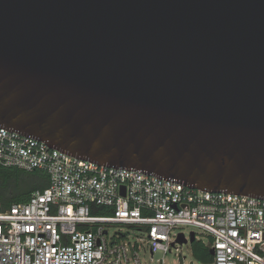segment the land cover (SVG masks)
Returning <instances> with one entry per match:
<instances>
[{
    "label": "water",
    "instance_id": "1",
    "mask_svg": "<svg viewBox=\"0 0 264 264\" xmlns=\"http://www.w3.org/2000/svg\"><path fill=\"white\" fill-rule=\"evenodd\" d=\"M0 127L264 198V0H0Z\"/></svg>",
    "mask_w": 264,
    "mask_h": 264
},
{
    "label": "built area",
    "instance_id": "2",
    "mask_svg": "<svg viewBox=\"0 0 264 264\" xmlns=\"http://www.w3.org/2000/svg\"><path fill=\"white\" fill-rule=\"evenodd\" d=\"M0 165L50 180L25 202L0 203V264H143L142 252L153 261L156 252L179 251L185 229L209 239L211 264H264V198L100 165L2 127ZM103 206L113 213L92 212Z\"/></svg>",
    "mask_w": 264,
    "mask_h": 264
},
{
    "label": "trees",
    "instance_id": "3",
    "mask_svg": "<svg viewBox=\"0 0 264 264\" xmlns=\"http://www.w3.org/2000/svg\"><path fill=\"white\" fill-rule=\"evenodd\" d=\"M49 175L42 170L28 172L14 166L0 165V203L3 208H10L16 203L27 201L36 190H43L49 185ZM93 213L110 215L108 207H94ZM194 257L202 264H211L213 255L210 247L198 240L191 244Z\"/></svg>",
    "mask_w": 264,
    "mask_h": 264
},
{
    "label": "rangeland",
    "instance_id": "4",
    "mask_svg": "<svg viewBox=\"0 0 264 264\" xmlns=\"http://www.w3.org/2000/svg\"><path fill=\"white\" fill-rule=\"evenodd\" d=\"M117 229V226H111L110 227V234H113ZM190 229H185L184 233L186 236L189 237L190 235ZM139 235V233H136ZM202 241L206 242L208 244L209 239L206 236H203L200 238ZM132 240H135L133 237ZM164 257L165 264H202L200 261H198L192 252V246L191 243H184L180 245L179 251H176L175 249L172 250V252H169L167 254H164L163 252L159 251L156 252L153 258V261L151 259V256L148 253H141V259L143 261V264H151L154 262H158V260L162 259Z\"/></svg>",
    "mask_w": 264,
    "mask_h": 264
},
{
    "label": "flooded vegetation",
    "instance_id": "5",
    "mask_svg": "<svg viewBox=\"0 0 264 264\" xmlns=\"http://www.w3.org/2000/svg\"><path fill=\"white\" fill-rule=\"evenodd\" d=\"M196 241H198L197 238H196V240L193 243H195ZM193 243H191V244H193Z\"/></svg>",
    "mask_w": 264,
    "mask_h": 264
}]
</instances>
